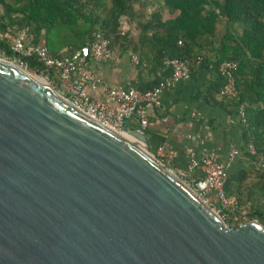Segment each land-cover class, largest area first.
Segmentation results:
<instances>
[{
  "label": "water",
  "instance_id": "water-1",
  "mask_svg": "<svg viewBox=\"0 0 264 264\" xmlns=\"http://www.w3.org/2000/svg\"><path fill=\"white\" fill-rule=\"evenodd\" d=\"M4 60L0 264H264L257 219L226 224L145 132L112 130Z\"/></svg>",
  "mask_w": 264,
  "mask_h": 264
},
{
  "label": "trees",
  "instance_id": "trees-1",
  "mask_svg": "<svg viewBox=\"0 0 264 264\" xmlns=\"http://www.w3.org/2000/svg\"><path fill=\"white\" fill-rule=\"evenodd\" d=\"M0 7V33L24 32L29 44H42L57 54L82 47L93 32H100L112 49L131 50L140 63L177 58L186 60L191 72L212 70L218 78L211 88L214 95L223 85L220 64L237 61L238 97L221 99L232 113L243 110L238 123L246 155L248 144L264 154V0H0ZM131 22L138 32L135 39L130 30L121 34L123 23ZM0 54L21 60L34 73L46 76L49 71L36 58L14 53L6 38H0ZM48 78L57 82L52 71ZM245 177L227 176L225 192L237 203L225 223L237 227L257 219L264 225V206L251 201L246 214L239 208Z\"/></svg>",
  "mask_w": 264,
  "mask_h": 264
},
{
  "label": "crops",
  "instance_id": "crops-1",
  "mask_svg": "<svg viewBox=\"0 0 264 264\" xmlns=\"http://www.w3.org/2000/svg\"><path fill=\"white\" fill-rule=\"evenodd\" d=\"M137 34L134 31L130 36L135 39ZM112 50V60L92 66L94 73L112 87L144 92L170 78V70L163 63L134 64L130 54L135 52L123 51L117 46ZM217 80L212 70L197 68L189 78L173 82L162 92L159 107L146 105L149 123L144 132L152 151L160 146L165 149V164L173 170H186L191 154L198 160L212 156L214 162L228 164V175H246L238 202L242 213L246 214L252 203L264 206V172L244 151L239 114L232 113L225 101L212 93ZM125 121L128 129H138L136 117ZM231 149H237L239 154L229 161ZM201 177V172L193 170L188 179ZM206 198L211 206L219 205L213 190H207ZM230 199L237 203L234 198Z\"/></svg>",
  "mask_w": 264,
  "mask_h": 264
},
{
  "label": "built area",
  "instance_id": "built-area-1",
  "mask_svg": "<svg viewBox=\"0 0 264 264\" xmlns=\"http://www.w3.org/2000/svg\"><path fill=\"white\" fill-rule=\"evenodd\" d=\"M126 30H122L123 35ZM0 38H6L10 42L11 49L21 57H34L41 62L46 70V79L56 92L65 97L77 108L84 111L90 117L100 121L114 131L121 132L122 125L127 118L136 117L138 130L145 131L148 126V115L146 105L153 107L160 106L162 92L173 82L189 78L191 71L186 60L177 58L165 59L163 64L170 70V78L159 83L151 90L140 92L134 88L112 87L99 76L92 66L108 62L114 58V52L110 41L100 32H93L91 39L82 47L73 51L63 49L57 54H52L42 44H29L24 32L11 34L0 33ZM180 43V41H179ZM130 59L134 64H139L136 54L131 53ZM18 61L21 66L25 64ZM237 61L225 60L218 70L223 77V85L219 97L224 99H237L236 73L238 70ZM52 71L57 82H51L48 78ZM239 117H243V110L239 108ZM246 152L253 158L261 169H264V154L256 152L251 144L246 147ZM155 156L165 163L166 151L160 146L154 152ZM190 154V152H188ZM237 149H231L229 161L238 156ZM227 165L216 163L212 156L201 160L189 155V164L186 170H173L205 203L209 204L206 198V191L213 190L219 201L213 210L224 220L232 219L236 203L227 196L224 185L227 179ZM197 170L202 173L201 178L189 180V173ZM210 205V204H209ZM244 214V213H243ZM233 221V220H232ZM234 226V222L231 223Z\"/></svg>",
  "mask_w": 264,
  "mask_h": 264
},
{
  "label": "rangeland",
  "instance_id": "rangeland-1",
  "mask_svg": "<svg viewBox=\"0 0 264 264\" xmlns=\"http://www.w3.org/2000/svg\"><path fill=\"white\" fill-rule=\"evenodd\" d=\"M1 12H2V9H1V7H0V13H1ZM123 30H126V31H127V30H130V33H131V32H134V31H137L134 22L129 23L128 26H127L126 24L123 23ZM14 34H16V33H14ZM14 34H13V35H14ZM26 40H27V42H30V37H27ZM0 58L6 59V60L12 62V64L17 65L19 68H22L23 70H26V71H28L29 73L33 74V75L41 76L43 79H45V80L48 82V80L46 79L45 76L27 70L24 66H21V64H20L18 61H14V60L11 61V60L7 59L6 57H4L3 54H0ZM51 86H52V85H51Z\"/></svg>",
  "mask_w": 264,
  "mask_h": 264
},
{
  "label": "bare ground",
  "instance_id": "bare-ground-1",
  "mask_svg": "<svg viewBox=\"0 0 264 264\" xmlns=\"http://www.w3.org/2000/svg\"><path fill=\"white\" fill-rule=\"evenodd\" d=\"M0 60H2V61H5L4 59H2V58H0ZM22 71H25V70H23L22 68H20ZM35 79H39V81H41L42 82V79H40V78H38V77H35Z\"/></svg>",
  "mask_w": 264,
  "mask_h": 264
}]
</instances>
